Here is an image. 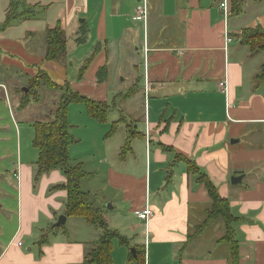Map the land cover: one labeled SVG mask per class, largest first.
Wrapping results in <instances>:
<instances>
[{
	"label": "crops",
	"instance_id": "crops-1",
	"mask_svg": "<svg viewBox=\"0 0 264 264\" xmlns=\"http://www.w3.org/2000/svg\"><path fill=\"white\" fill-rule=\"evenodd\" d=\"M142 1L133 7L131 0H9L0 33L19 29L21 40H0V52L4 46L19 48L29 84L46 73L98 103L113 100L117 115L111 122V106L105 123L84 107L93 123L111 128L104 146L95 142L91 169L81 163L87 174L83 192L100 190L101 205H94L109 231L127 241H113L110 264H136V248L144 264H229L221 219L193 240L212 203L200 175L228 201L237 220L240 264H264V54L241 40L245 29H264V0H245L243 13L234 17L223 12V0H147V19L137 21ZM11 9L15 18L5 27ZM57 26L65 31L67 54L49 62L47 32ZM57 74L61 84L53 80ZM6 86L0 82V100L7 102L0 111V264H85L104 231L65 216L68 194L58 188L67 180L61 171L37 177L39 152L23 151L18 121L28 106L22 108L18 88ZM25 90L20 91L26 97ZM130 130L136 137L125 150ZM73 138L70 154L80 142ZM191 162L199 174L190 173ZM96 176L105 179L92 188ZM145 208L153 212L148 221L135 215ZM114 212L128 221L133 217L130 224L142 231L119 229ZM62 216L66 224L56 227Z\"/></svg>",
	"mask_w": 264,
	"mask_h": 264
},
{
	"label": "trees",
	"instance_id": "trees-1",
	"mask_svg": "<svg viewBox=\"0 0 264 264\" xmlns=\"http://www.w3.org/2000/svg\"><path fill=\"white\" fill-rule=\"evenodd\" d=\"M255 1L260 3L262 0ZM229 4L231 8V16H239L243 13L245 0H230ZM11 10L7 14V19L4 24L5 27L15 18L14 11ZM13 14L14 18L11 17ZM241 40L245 45H248L251 48L253 53L261 52L264 54V29L260 27L256 29H245L242 32ZM76 42L79 44L84 43L85 39H79L76 40ZM66 54L67 38L65 31L61 26L49 29L47 32L45 60L55 62L64 58ZM88 66L89 61H87L82 68L81 74L88 68ZM103 73L105 74L106 71L104 72V70H102L99 73L100 82L105 80V78L102 77ZM259 77L264 79V64L261 68V74ZM40 84L50 90L53 89L61 92V95L53 119L51 121L36 122L33 124L35 132L33 146L39 152V159L36 163L37 177H41L53 170H59L63 173L67 182L58 189H63L67 191L68 194L65 216L84 218L89 224L97 226L104 231L100 244L89 253L85 264H110L113 241L117 239L122 244H127V241L118 233L109 231L108 224L103 219L102 212L94 205L90 200L89 195L83 192L81 188V182L87 177V174L82 165H71L70 146L72 145L74 138L71 135V126L68 118L69 106L71 104L85 103L90 117L101 123H105L109 107L104 103H98L74 92L69 84L62 86L56 84L46 73H40L36 79L31 81L26 96H33V91L35 92ZM32 86L36 88H32ZM37 96L38 95L33 99L38 103L39 97ZM29 102L30 100L24 101L22 108H25ZM135 134V132L131 130L129 131V140L125 150L130 148V141L136 137ZM163 149L166 151L169 150L166 147H163ZM189 171L193 174H199L197 166L192 162L189 163ZM199 180L205 183L212 203L210 208L206 211L207 219L205 222L199 224L196 231H194L193 240L208 227L213 219H221L225 228L222 242L229 248V264H240L239 244L236 238V232L233 228V224L237 220L230 212L228 201L219 196L215 186L209 179H207V177L200 175ZM42 243L41 240L39 244ZM135 250V255L134 253L132 255L134 261L136 264H144L142 258L143 252L138 248Z\"/></svg>",
	"mask_w": 264,
	"mask_h": 264
},
{
	"label": "rangeland",
	"instance_id": "rangeland-1",
	"mask_svg": "<svg viewBox=\"0 0 264 264\" xmlns=\"http://www.w3.org/2000/svg\"><path fill=\"white\" fill-rule=\"evenodd\" d=\"M8 1L9 0H0V18L2 17L4 9L7 7L6 4ZM131 1H132L131 6L134 7L135 6V0H131ZM13 13H15V12H13ZM251 15H252V11H251ZM11 17L14 18V14ZM0 29H1V26H0ZM3 32L4 31H1V33H0L1 34L0 40L8 41V42H16V41L21 40L20 39L21 31H19V29H8L6 31V33H3ZM3 49L4 50H2V52H0V82H4L8 86V87L7 86L4 87L3 89L6 90L9 88L10 89H13L15 87L18 88L17 89L18 99L20 97L22 98L21 106L24 103V101L30 100L29 104L27 105L28 108L26 109V111L19 114V116H18V121H21L20 122L21 124L19 123V127H20V135L22 134V136H23V151H24V148H27V150H29L30 148H34L33 140L35 138V132L33 129L34 122H32V121L35 119H37V122L51 121L50 119H51V117H53V113H52V116H49L48 113H49V111L54 112V110L56 109V107L59 103V98H60L61 92H59L57 90H53V89L50 90L47 87L42 86L41 85L42 83H41L37 88L32 86V88H36V91L35 92L33 91V93H34L33 96H31V97L23 96L20 90H22V89L29 90V87H30V84L27 81L26 82L24 81V80H26L25 75L27 73L26 68H27L28 64L22 56L20 57L18 47L10 46L8 48V47L4 46ZM74 65H77V63H74ZM53 78H54L53 79L54 81H56L57 83H60V84L63 81L62 78L58 74L56 76H54ZM66 81L70 82L69 78L66 77ZM38 82H39V80H38ZM122 87H123L122 90H124L125 87H127V86L124 85ZM1 91H2V89H1ZM14 94H15V89H14ZM36 95H38L37 97H39V102H38V104L32 105V102H35L34 99H35ZM112 95H113V93H112ZM112 95H110V98ZM35 103H37V102H35ZM123 104H124V102H120L121 110L123 109L122 111H124V107L122 106ZM4 106L7 108L6 100H0V111L3 109ZM85 106H86L85 103H73L69 106V124L71 126V135L72 136L74 135V137L76 139L80 140V142L78 144L73 145L74 146L73 150L75 152L70 154V157H71L72 163L78 162L79 165H81V163H85L86 166L88 168L90 167V169H91V166L93 164L92 162H94V160H95V158H94L95 142L99 145L104 146V141L106 139L105 136L107 134V130H109L111 127L108 126L107 128H104V125L102 126V125H99L98 123H93L91 121V119H88V117H87L88 113L86 114L85 109H84ZM108 106H111V111H112V113H110L109 117H108L109 118L108 122H111V121H114V117L117 115V112L115 110L113 111L114 106H113V100L112 99L109 100ZM7 110L8 109H6L3 112L4 115H6ZM85 122H87V123H85ZM99 126H102V127H99ZM8 129H10V128H8ZM98 132L99 133L101 132V136ZM116 137L117 136H115L114 139ZM7 153L12 155L8 151H7ZM13 156H14V154H13ZM9 163H10V159H7L6 164L8 165ZM92 171H94V169ZM104 179H105L104 176H101V178L99 176H96V179L95 180L91 179V181L89 183L91 184V187L93 188L94 182H102V181H104ZM11 181L15 182L14 180H11ZM99 192H100V190L97 191L95 189H92V192L89 195V197L91 198V201L94 202L98 206L101 205L100 204L101 203V201H100L101 196L99 195ZM111 214L116 215L115 217H113V219L117 223V227L119 229L124 230V231H129V232H132V231L137 232L140 230L142 231L141 228L138 230H134V228L130 224L129 221H132L134 219L133 217L128 218L129 219V221H128V220H126V217H121V216H125L123 214H120L117 212H114ZM126 222H128V223H126Z\"/></svg>",
	"mask_w": 264,
	"mask_h": 264
},
{
	"label": "built area",
	"instance_id": "built-area-1",
	"mask_svg": "<svg viewBox=\"0 0 264 264\" xmlns=\"http://www.w3.org/2000/svg\"><path fill=\"white\" fill-rule=\"evenodd\" d=\"M147 4H148L147 0L140 2V4L137 6V9H136L135 20L146 21L147 14H148ZM221 8H222V10L226 16L230 15L231 8H230L229 0H223V2L221 4ZM147 53H148V49L145 48V59L147 57V55H146ZM220 86H221V88H223V90L226 88L225 87L226 85L224 82H221ZM135 215L138 219H140L142 221H148L152 217L153 212L151 211L150 208H145L142 211H136ZM18 246L21 247L22 243H19Z\"/></svg>",
	"mask_w": 264,
	"mask_h": 264
},
{
	"label": "water",
	"instance_id": "water-1",
	"mask_svg": "<svg viewBox=\"0 0 264 264\" xmlns=\"http://www.w3.org/2000/svg\"><path fill=\"white\" fill-rule=\"evenodd\" d=\"M25 91H27V90H25ZM239 181H241V178H233L232 179V182L233 183H235V182H239ZM109 208H111V206H109ZM66 217L65 216H62V217H60L59 218V220H58V222H57V224H56V227H59V226H61V225H65L66 224Z\"/></svg>",
	"mask_w": 264,
	"mask_h": 264
}]
</instances>
